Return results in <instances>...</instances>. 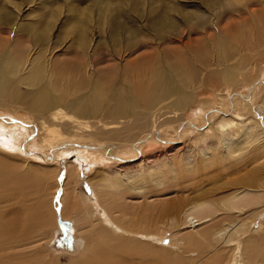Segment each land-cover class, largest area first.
Listing matches in <instances>:
<instances>
[{
  "label": "rangeland",
  "instance_id": "obj_1",
  "mask_svg": "<svg viewBox=\"0 0 264 264\" xmlns=\"http://www.w3.org/2000/svg\"><path fill=\"white\" fill-rule=\"evenodd\" d=\"M0 17L10 19L9 25H0V61L5 52L23 50L25 69L28 59L33 62L41 56L45 82L49 78L55 82L60 68L76 70L86 80L85 88L69 102L77 116L91 89L107 83L101 109L76 117L87 125L77 131L32 112L31 106L39 100L36 85H11L16 100L0 103V255H18L21 264H78L85 252L97 260L96 249L88 247V234L102 228L108 242L94 245L110 248L119 264H215L216 254L217 259H228L221 264H229L235 243L243 244L242 263L264 264V203L237 217L223 211L225 198L242 185L247 187L243 179L264 168V135L254 144L260 157L253 164L249 162L253 146L244 142L246 134L260 132L255 127L264 131V0H0ZM154 62L173 74L184 70L189 75L164 84L145 79L138 87V70L149 73ZM225 72L235 73L232 82L221 80ZM255 85L259 87L252 95ZM163 93L173 95L169 101L183 97L189 103L185 110L167 102L152 107ZM123 103L127 107H121ZM145 116L149 127L134 142L96 137L113 123L114 130L120 131ZM224 116L235 124L223 138L194 144L196 133L205 132ZM188 122H193V128H187ZM49 130L61 137L55 149L42 145ZM6 141L22 152L10 150ZM86 152L94 158L85 159ZM40 153L54 162L43 160ZM72 168L79 172L77 181L72 180L81 206L74 214L78 216H73L78 221L76 231L63 216V207L72 197L66 182ZM41 175L47 181L40 182ZM99 177L118 178L119 190L102 187ZM94 190L101 202L95 200ZM254 190L248 194L256 195ZM242 193L243 189L237 194ZM187 201H205L220 215L200 225L180 226L182 221L176 220L177 226L169 206L181 208ZM90 205L99 210L98 217L88 214ZM33 208L39 219L28 214ZM19 214L26 216V226L9 231L7 221ZM61 220L69 224L61 227ZM109 220L134 236L115 234L106 227ZM239 222L247 233L225 235L233 241L234 245L228 244L231 250L217 235L215 245L214 239L210 242L213 249L198 238L211 227L223 224L228 229ZM141 234L148 239L140 240ZM248 255L255 261L251 263Z\"/></svg>",
  "mask_w": 264,
  "mask_h": 264
},
{
  "label": "bare ground",
  "instance_id": "obj_2",
  "mask_svg": "<svg viewBox=\"0 0 264 264\" xmlns=\"http://www.w3.org/2000/svg\"><path fill=\"white\" fill-rule=\"evenodd\" d=\"M9 23H10L9 18L0 17V25L1 26L9 25ZM0 49H1V47H0ZM1 57H2V60L0 61V103L10 102V101L14 102V98H15V96H17V94H15V96L11 95L15 91V90H13L11 85H20L23 83L36 85L38 87V90H39V100L34 103L33 107L31 106L32 112H36L37 116H38V114L46 116V118L48 120H50L53 124L54 123L55 124L58 123L59 125L63 124L64 127H67V128L73 127L74 130H76V129L82 130L83 128H85L87 126V125H85L86 123L83 124L82 122H80L79 119H81L82 116L92 115L94 112L96 113V112H98V110L101 109V101H102V98L105 97L104 89H105L107 83H97L91 89V91L87 94L85 102L82 103L79 101L80 104L82 105V109H80V111L77 110L78 115L81 116V117H79L75 113H73V112H75V111H73L74 108L72 106H69V104L72 102V96L81 92L85 88L86 80L83 77L78 76L76 70H72V69H68V68H60L58 70V72L55 74V78H56L55 82H54L53 78H49V80L47 82H45L43 80L44 79V66H43V63L41 61V56H37V58L34 57L35 59L33 62L29 61V59H28L29 67L27 69H25L27 56H26L25 51H23V50H17L14 53L5 52L1 55ZM150 67H151L150 68L151 70L149 69L148 70L149 73L147 72L146 74L139 71V70L137 73V71L135 70V72L137 73L135 82H136V85L138 87H139L140 83L145 79L153 81L156 84H159V83L164 84L167 81H172V80H175L176 78H179V77H187L189 75V73L184 71V70H175V74H173L167 68V66H163V65L160 66L157 62H154L153 64H151ZM26 70H28L27 74L22 75V73L25 72ZM234 77H235L234 72H228V73L225 72L222 75L221 80L223 82H229V81L232 82ZM60 83H64V86H60ZM255 86L256 87H254V89H252V92H251L252 95H253V91L259 87V85H255ZM5 93H8V94L5 96ZM165 95H166V93H163V95H162L163 97H161L158 101H156L152 105V107H156L160 103H166L167 102V103H170L169 105L174 109L185 110V106L187 105V103H189V101L184 100L183 97L178 99V100L169 101L171 99V97H173V95H166V96ZM179 95H176V96H179ZM251 98H253V97H251ZM15 100H16V98H15ZM74 100L76 102L78 101L76 99H74ZM120 102L122 103L123 100L121 99ZM167 103H166V105H167ZM76 106L77 105H75V107ZM121 107H123V108L127 107V103H123ZM63 108L66 111L62 112ZM222 113H224V112H222ZM71 114H73L74 116L72 117ZM76 117H78L79 119H77ZM146 119H147L146 116H145V118L138 119L137 123L134 124L133 127L130 126V128H128V129H122L123 131L122 130H120V131L114 130L115 126L113 123V124H111L112 126H109V129H110L109 131H107V132L106 131H102V132L100 131L96 134V137L101 139V141H107V142H108V140H118L121 143H125V144L134 142V140H137L136 138H138L142 132L147 131L146 128L149 127V125H147L148 119H147V121H146ZM170 122L171 121H168L167 123H170ZM193 122L185 123L187 125V128H193V126H194ZM43 124H44V128H45L46 122H43ZM234 124L235 123L233 122V120L231 118H229V117L226 118V116H224L223 118H220V121L218 123L209 127L205 132L196 133L194 139L195 140L198 139V140L194 144H199L201 142L208 143L209 141L212 142L214 140V138H219V139L221 137L223 138L226 135L224 131L226 129L230 128L231 126H233ZM166 125H168V124H166ZM255 128L259 129L260 132L259 133L254 132V130H253L251 133L246 134L245 138H244L245 144H247L249 146H253L254 151L253 150L252 151L254 153L251 154V157H249V162L252 164L257 162L258 157H260V156H258V153H257L258 151H260V148H257L258 146H255L254 144L257 142V140H259L264 135V131H262L260 126H257ZM68 131H71V130L69 129ZM76 131L75 132L73 131V133H77ZM159 131H163V130H159ZM174 132H176V129ZM174 132H173V134H174ZM71 133H72V131H71ZM167 133H169V132L167 131ZM57 134L58 133H56L54 130H49L47 137L42 141V145H44V144H46L47 146L53 145L52 147L51 146L50 147L55 149L59 145V143L57 141L59 139H61V137H59ZM64 140H66V139H64ZM161 142L162 141L159 140V143L163 144ZM6 143H7V147L10 148V150H13L14 152H18V153L22 152L21 149L19 150V149H16L15 147H12V146L10 147L9 143L7 141H6ZM71 146H73V145L71 144ZM113 146H115V145H113ZM28 148H30V146ZM227 149H229V147H227ZM26 151L28 152V150H25V152ZM75 151L78 153L77 150H75ZM137 151H138V149H137ZM40 154H41L40 157L43 158V160L48 161L49 163L54 162V161L50 160L51 159L50 157L45 156L42 153H40ZM6 155L9 156L10 153L6 152ZM34 155L36 156V153H34ZM19 156L20 155H16L14 157H19ZM84 156H85V159H87V160L94 158V156L92 154L89 155V152H86ZM109 156L111 159H113V156H111V155H109ZM252 164H250V165H252ZM171 168H172V170H174L173 169L174 167H171ZM263 170H264L263 167H261L260 170L255 169V171H253L251 176H250V174L247 173L249 176L248 177L246 176L247 178L245 177L246 179H243V184L246 183L247 187H245V186L243 187V185L241 187V189H243V193L244 192H247V193H245L244 195H243V193L237 194L238 191L241 190V189H238V190H235V192L232 193L229 197L225 198V200L223 201L224 202L223 207H225V210L222 208L224 211V215H226L225 213L232 212L236 216L237 213L241 214V213H243V211L245 212V210H249L252 207H256V206H259L260 204L264 203V196H262V195H264V184H263L264 171ZM140 171H142V170H140ZM68 172H69V176H68V179L66 182H67V186H69V185L71 186L72 197L65 203V205L63 207V216L65 218L71 220V222L74 225V229L76 228L75 229V231H76L78 229L77 228V222L78 221L76 219H74L73 216H74V214L79 213L81 211V206H79L80 201L78 200V196H75L73 194V192L76 191V188H74V184H73L72 180L77 181L78 176H79V172H78L77 168H72ZM43 175H41L40 178L39 177H36V178L37 179L39 178L40 182L47 181L46 179H44L45 176H43ZM48 176H49V174H48ZM99 179H100L99 180V182H100L103 178L101 179V177H99ZM118 180H119L118 178H115L113 180H110V179L108 180L106 178V179L102 180L103 182L101 181L102 182L101 185L104 183L102 187L107 188L110 191H118L119 185H117V183H116V181H118ZM260 183H261V185H260ZM75 185H76V183H75ZM127 186L130 187L131 185H127ZM97 188H98V186H97ZM45 189H47V188H45ZM249 189H255L254 192L256 195L248 194ZM97 190H94V193L96 195L95 200H98L101 202V199H100L101 195L99 193L100 191L98 190L99 191L98 192ZM82 201L86 202V197L84 199H82ZM207 204L208 203H206L205 201H201L200 203H188V201H187V203L184 204L183 207H181V208H177L174 206H172V208H171L169 206V209L170 208L171 209L170 210L168 209V212L172 211L169 214H171V216L174 217L173 222L176 223V225L178 224V221H182L181 224L179 222L180 226H183L186 224H191L192 222H195V224H197V225L205 224V223H208L211 221L213 222L215 217L218 218L220 215L219 210L211 209V208L208 209ZM209 205H210V203H209ZM44 207H45V205L42 203V208H44ZM51 211H53V210H51ZM97 211H99V210L97 209ZM97 211L94 208V205H90V212L88 211V214H90L91 216L94 215V216L98 217ZM166 211H165V213H167ZM28 214L31 215L32 218L33 217H35V218L39 217L40 218V214L38 213L36 208H33L30 211V213L28 212ZM50 215H52V214H50ZM164 215L168 216L166 214H164ZM77 216L78 215H76L74 217H77ZM100 216H102V215H100ZM180 217H182V218H180ZM226 217H227V219L230 218L228 216H226ZM263 217H264V214H263ZM24 218H25V221H24ZM54 218H51V219H54ZM166 218H168V217H166ZM177 218H180L182 220H179ZM29 219H31V217ZM46 219L48 220V218H46ZM51 219H50V221H51ZM176 220H178V221H176ZM110 221H112V220L108 221L106 227L111 228L115 234H117L119 236H130V235L134 236L133 232L119 227L120 225L115 223V221L114 222L113 221L110 222ZM263 221H264V218H263ZM24 222H25V224L27 222L26 216H22L19 214L16 218L11 219L10 221H7V223L6 222L5 223H6V228L9 231H15L18 227H21V226L25 227L26 225L24 224ZM39 223L40 224L42 223L41 220ZM42 225H43V223H42ZM54 225H56V224L54 223ZM262 225L264 226V223H262ZM222 226H223V224H222ZM222 226L220 225V227H222ZM214 227H211V228H213L212 231L210 228V230L207 231L208 233L207 234L205 233L206 234L205 237H204V235L198 237V238H200V240H204L205 243L207 242L206 244L209 248L213 245L210 242H212V240L214 238H216L215 235H217L221 239H224L223 243H226L227 244L226 246H229L228 244H233L232 243L233 241H230L231 239L230 240L227 239L225 236L226 234H230L233 232L232 234L237 236L241 233V231H243L244 234L247 233L246 229H245V231L243 230V226H242V224L240 225V222L238 224H235V225L228 227V229L225 226L220 228L219 225L217 227H219L220 229H218L216 226H214ZM9 231H8V233H9ZM209 231H211V232H209ZM93 232H90V234H88V247H90V248L92 247V248L96 249V253L94 255L97 257L96 258L97 260H95L94 256L90 257V252L87 254L85 252V256L83 257V261L81 263H78V264H119L117 262V260H115V258H114V253L111 250H109L110 248L109 249H103V247H101V246H104V245H102V244L100 247H99V245L98 246L94 245V243L97 241H101L102 243L108 242V241L105 242V240H107L106 239V232L102 231V228L96 230L95 233L92 235ZM57 234H59V232H57ZM144 234H149V233H144ZM6 235H8V234H6ZM136 235H139V233ZM141 235H143V234H141ZM10 236H12V235H10ZM157 236H155V237H157ZM224 236H225V238H224ZM239 237H240V235H239ZM144 238L148 239V236L143 235V236H141L140 240L143 241ZM192 238H191V241H192ZM216 239H214V241H213L214 245L216 243L215 242ZM236 239H234V240H236ZM188 240L190 241V238H187V241ZM232 240H233V238H232ZM142 241H140V242H142ZM204 241H202V242H204ZM195 242L196 241L194 240V243H192V244H195ZM146 243H149V242H146ZM198 243L200 244L201 242L198 241ZM143 244H145V243H143ZM196 244H197V242H196ZM86 245H87V243H86ZM235 245L236 246L234 248V251H235L234 257H232L234 259L231 262L229 261V264H245V263H242V248H241V246L243 244L240 246V244L235 243ZM97 247H99L100 250H98ZM210 249H209V251H210ZM229 250H231V247L229 248ZM42 253L48 256V251H45V253L44 252H42ZM42 253L40 254L41 257H43ZM217 255L219 256V254H216V257H217ZM252 255L247 256L250 258L249 261L251 263H252V260L255 261L254 260L255 257L253 258ZM6 256L0 255V264H21V263H17L18 261L21 260L20 258H18V255L13 256V257H11V256L6 257ZM216 257H214L215 259L213 260V263H215V264H221L222 260L224 261L223 263L228 261V259H226V258L223 259L224 257H222V256L218 257V259ZM89 258H91V259H89ZM23 262H24V260H23ZM25 264H29L28 261H25ZM135 264H142V263L140 262V263H135Z\"/></svg>",
  "mask_w": 264,
  "mask_h": 264
},
{
  "label": "water",
  "instance_id": "obj_3",
  "mask_svg": "<svg viewBox=\"0 0 264 264\" xmlns=\"http://www.w3.org/2000/svg\"><path fill=\"white\" fill-rule=\"evenodd\" d=\"M67 224H69V223L66 222V221H63V220H61L60 223H59V225H60L61 227L64 226V225H67Z\"/></svg>",
  "mask_w": 264,
  "mask_h": 264
}]
</instances>
